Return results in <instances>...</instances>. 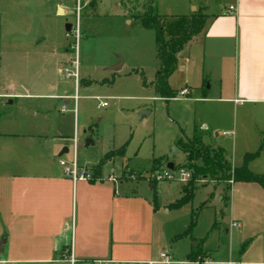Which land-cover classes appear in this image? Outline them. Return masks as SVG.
Returning <instances> with one entry per match:
<instances>
[{"label": "crops", "instance_id": "obj_1", "mask_svg": "<svg viewBox=\"0 0 264 264\" xmlns=\"http://www.w3.org/2000/svg\"><path fill=\"white\" fill-rule=\"evenodd\" d=\"M142 1L145 12L133 19L140 24L137 33L153 44L150 75L142 65H128L126 80L119 84L133 85L134 94L110 98L137 102L132 109L140 111L144 123L153 112L151 103L164 102L178 127L177 139L197 134L205 147L222 149L233 168L242 166L244 156L262 145L259 156L247 167L264 176V0ZM230 6L235 9L232 13ZM123 8L128 18L134 9ZM201 10L207 17L205 27L177 54V68L167 80L177 97L164 99L153 86L160 67L154 34L142 27L139 18L148 12L166 18L189 17ZM67 14L73 11L66 0H0L6 86L0 98L16 106L0 111V264H161V253L187 261L197 250L203 257L194 264H264V188L256 183L229 182L225 190L223 184L209 181L213 199L199 203L192 199L180 209L169 210L167 206L181 198L183 185L179 184L172 199L160 201L156 193L161 182L153 186L147 180H118L125 162L135 170L128 160L120 159L116 174H106L102 167L91 181L73 182L63 175L58 160H72V155L64 154L71 146L79 103L97 85L85 76L84 38L74 114L75 84L61 73L72 59L65 42L71 25L52 29L43 24ZM113 54L104 66L114 76L126 63L118 56L121 52ZM115 84L113 79L109 86ZM181 90L188 94L179 97ZM87 141L88 146L93 144ZM64 149L67 152L61 155ZM207 179L195 189L193 198L209 183ZM237 202L242 209L236 208ZM201 204L204 207L191 234L176 240ZM215 235L216 242L228 238L225 256L218 243L209 249ZM246 242L250 246L241 252Z\"/></svg>", "mask_w": 264, "mask_h": 264}, {"label": "rangeland", "instance_id": "obj_2", "mask_svg": "<svg viewBox=\"0 0 264 264\" xmlns=\"http://www.w3.org/2000/svg\"><path fill=\"white\" fill-rule=\"evenodd\" d=\"M85 1L88 3V6L82 9L78 17L80 32V40L78 42V61L80 67L78 71L81 77V71L84 65L82 42L85 38V76H88L91 81H95L97 85L93 84L90 90L85 92V101L83 104V101H80L78 106V121L74 124V130L76 129L78 137V165L82 166L85 163V168L88 167L86 169L92 174L93 179H95L97 177L95 176L96 166L100 163L108 150L115 149L114 151L108 152V154L110 159L115 157H117V159L114 163L106 162L103 165V171L106 174H116L121 163L120 159H122V161L128 160L131 168L138 171L129 169L128 163L125 162L118 176V180L124 182L147 180L149 184L155 186L156 183L159 182L153 180L154 173L160 169L162 170L167 162H172L175 168H186L191 173H195V178L192 182H190V180L187 182H161L159 192L156 193L160 201L172 199L176 195L179 184L186 186L188 191L193 188L195 191L199 185L203 184L204 178H208V182L213 181V183L218 185L223 184V188L226 190L227 187L230 186L229 181L225 180L227 175L226 172L216 169L214 175L210 178V176L204 175L205 173L197 171V168L203 166L201 159L197 156L199 151L200 154H202V149L197 147L199 145H197L195 141L197 139L199 140V138L197 134H195L196 136L191 139H177V137H179L178 127L172 122V114L169 113L164 102L156 101L155 103H151L153 112L148 122L144 123L139 115L140 111L132 109L137 102L114 100L110 98L111 96L134 94L133 85L119 84L126 80L124 76L127 74L126 70L128 65H142L141 67L146 75L147 73L150 75L152 66L150 61V46L152 47L153 44L150 38L148 40L147 37H142L137 33V28H140V24L138 20L133 19L136 18V15H142L145 12L143 1ZM120 2H122L123 5L120 4ZM66 3L73 11V1L66 0ZM97 4L98 10L94 11ZM120 5H122V7ZM124 5L128 9H134L128 12V18H125L123 14L124 10L127 12V10L123 8ZM114 7H117V10L114 11ZM53 18L44 20L45 22L43 21V24H47L48 27L55 29L58 25H62L64 28L66 24L74 27L76 21L74 11L72 15L67 14L58 16L56 19L57 21ZM127 21L131 22L127 23ZM52 33H54V31H52ZM66 34L67 37L66 40H64L69 49L70 45L73 43V38L70 36L69 32ZM1 38L2 31L0 29V94L2 88L6 87L2 81L3 54ZM34 45L35 44H33V46ZM34 48L35 47L31 49ZM114 51L122 53V55L118 56L125 61L126 67L113 76V73L105 70L104 64L109 61L111 55H114ZM70 54L73 59V53L70 52ZM113 79L116 84L114 86H109ZM70 81L73 83L72 79H70ZM129 91H131V93ZM79 94L82 95V91H80ZM7 102V99L0 98V111L6 110L7 112V109H14L16 107L15 105H8ZM100 103H106L107 107L101 108L98 106ZM65 116L68 117V114H65ZM100 117L102 120L98 121ZM84 119L85 127L82 121ZM196 124L197 128H199L200 124ZM86 140H91L93 144L86 147ZM174 141L176 142L174 143ZM123 146L122 153H120V147ZM173 147L178 151V154L170 157L169 155ZM68 149L69 152L68 154H64V157L72 155V140L71 146ZM92 165H95V167H89ZM150 167L151 169L149 171H145ZM213 197L214 195L209 182L207 185L198 189V192L194 194L193 200L195 203H199L207 199H213ZM236 208L242 209L240 203L237 202ZM256 210L259 209L256 208ZM201 224L200 230L203 229L204 222H201ZM216 238V235L211 238L212 242L209 243V249L214 250L218 243L220 252L222 254L224 253L223 255L225 256L227 254L226 250H228V238H225L224 241L220 240L219 242H216ZM222 246L224 248L223 250ZM249 246L250 242H246L243 246V251ZM177 250L179 251L180 249L178 248ZM212 254H215V252L212 251ZM234 258H236V255H234Z\"/></svg>", "mask_w": 264, "mask_h": 264}, {"label": "trees", "instance_id": "obj_3", "mask_svg": "<svg viewBox=\"0 0 264 264\" xmlns=\"http://www.w3.org/2000/svg\"><path fill=\"white\" fill-rule=\"evenodd\" d=\"M201 11L193 13L189 17L176 18L160 17L152 14V12H148L146 15L139 18L142 27L152 31L154 34L156 59L159 62L160 67L156 74L153 86L155 92L164 99H172L176 97V94L169 89L167 80L177 68V54L182 51L183 47L188 42L194 37H197L205 27L207 17L203 15ZM142 83L146 86V81L143 77ZM195 141L197 145H199L197 147L202 149V154H200V151L197 154L203 163V166L197 168L198 172L205 173L204 175L210 176L211 178V176L214 175L215 170L218 169L227 173L225 180L231 183H256L264 188V176L253 174L247 167L249 162L259 156L262 145H260L256 152L244 156L242 166L233 168L225 159L224 151L222 149L204 147L201 145L200 140L197 139ZM123 148L124 146L121 147L120 153H122ZM108 160H110V157L107 153L96 166L95 176L98 177L100 175L101 168ZM194 178L195 173L193 172L190 182H192ZM229 187L230 186L227 187V190ZM193 192L194 188L188 191L187 187L183 186L181 198L175 203L167 206V209L177 210L188 204L193 199ZM203 207L204 204H201L195 211H192L187 230L183 232V234L177 236L175 238L176 240L191 234L192 229L196 225L197 216ZM192 241L195 242L196 240L193 239ZM243 246L241 252L243 251ZM202 256L203 254L200 253V250H197L189 254L188 260L191 263H199L202 260Z\"/></svg>", "mask_w": 264, "mask_h": 264}, {"label": "built area", "instance_id": "obj_4", "mask_svg": "<svg viewBox=\"0 0 264 264\" xmlns=\"http://www.w3.org/2000/svg\"><path fill=\"white\" fill-rule=\"evenodd\" d=\"M73 1V11L75 14V25L70 26L69 34L73 38V43L70 45V51L73 53V59L70 60L69 64L61 70L62 75L66 79H72L75 84V92L72 97L73 108L72 112L76 113V104L78 100L77 96V88H78V68H79V61H78V42L80 40V32L78 27V17L84 7L88 6V3L85 0H72ZM235 9L233 6L229 7V12H234ZM188 94L187 90H181L178 93L179 97H184ZM101 108H105L107 106L106 103L98 104ZM66 108L63 107L61 112H65ZM228 133L223 132L222 135H227ZM77 144H78V137L76 129L74 130V136L72 137V160L70 163H66L62 160H58V164L62 169L63 175L73 182L77 181H91L93 179L92 174L85 168L81 167L77 163L76 153H77ZM192 173L186 168H175L168 169L166 166L161 170L155 171L153 180L156 182H187L191 179ZM109 180L112 182H116V179L112 176L109 177ZM232 226H236V224H232ZM160 263L161 264H194L189 261H178L175 260L171 255L168 253H161L160 254Z\"/></svg>", "mask_w": 264, "mask_h": 264}, {"label": "water", "instance_id": "obj_5", "mask_svg": "<svg viewBox=\"0 0 264 264\" xmlns=\"http://www.w3.org/2000/svg\"><path fill=\"white\" fill-rule=\"evenodd\" d=\"M70 29V26H68V30ZM120 62H121V60H120ZM118 68H119V66H117V67H115V68H113V71H117L118 70ZM90 144V142L89 141H87L86 142V146H88ZM67 152V150L66 149H64L63 151H62V153H61V155H63L64 153H66ZM178 154V151L173 147L172 149H171V153H170V155L171 156H175V155H177ZM173 163H168L167 165H166V167L168 168V169H173ZM188 261V260H187Z\"/></svg>", "mask_w": 264, "mask_h": 264}]
</instances>
